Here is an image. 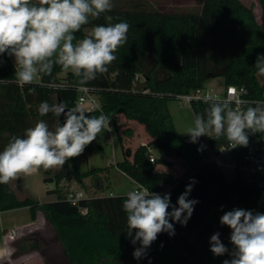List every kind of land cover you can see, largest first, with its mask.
Segmentation results:
<instances>
[{
	"label": "trees",
	"instance_id": "16d2710c",
	"mask_svg": "<svg viewBox=\"0 0 264 264\" xmlns=\"http://www.w3.org/2000/svg\"><path fill=\"white\" fill-rule=\"evenodd\" d=\"M262 19L258 21L251 5L242 0H202L198 9L159 10L143 2H130L125 7L114 4L110 13L92 20L76 33L77 39L88 35L95 25L125 20L129 24L127 43L119 48L117 59L108 71L86 86L95 91L101 110L87 112L98 116L103 112L115 124L118 114L144 126L149 137L130 149L118 135L123 158L115 164L81 171L77 159L88 156L98 146L88 145L78 157L61 168L43 170V181L54 183L46 190L55 195L40 202L31 196L19 198L11 186L0 184V212L27 207L34 221L40 212L53 230L56 244L66 264H222L224 256L210 251V237L219 232L221 241L231 250V229L220 224L224 212L234 208L264 213V202L257 204L259 190L234 166L235 175L228 180L222 169L210 158L221 154L227 146L206 136L198 143L176 130L167 102L203 88L215 77L223 85L244 87L247 96L264 100V82L257 78L254 67L258 55H264V0H258ZM0 64V151L13 135L23 136L25 129L44 119L53 127L56 118L50 113L38 115L42 101L54 104L55 94L68 107H75L77 78L69 71L55 67L51 76L23 88L15 82L14 61L7 54ZM65 72L64 77L59 74ZM57 85L53 90L49 85ZM35 88V94H29ZM179 100V99H178ZM190 108L202 114L207 108L203 100L192 101ZM131 134L130 129L125 131ZM203 148L198 151V148ZM154 152L153 161L149 154ZM182 159L188 169L175 176L160 166H169V158ZM239 162L240 156L233 155ZM116 166L132 181L152 192L171 194L173 205L191 180L189 199L199 201L186 226L174 223L175 235H158L147 250V256L134 259L132 253L139 247L127 236L126 214L122 204L126 194L83 196L77 203L67 199L61 181L71 177L80 183L86 178L96 179L99 190L105 191L102 180L108 182L111 166ZM20 177L17 181L20 183ZM171 210V209H170ZM135 231V230H134ZM39 244L30 238L18 241L17 253L39 250ZM48 263V262H47Z\"/></svg>",
	"mask_w": 264,
	"mask_h": 264
},
{
	"label": "clouds",
	"instance_id": "9594fccd",
	"mask_svg": "<svg viewBox=\"0 0 264 264\" xmlns=\"http://www.w3.org/2000/svg\"><path fill=\"white\" fill-rule=\"evenodd\" d=\"M113 7V0H0V64L4 54L13 58L15 82L22 88L42 82L57 66L70 71L80 85L89 84L117 59L119 48L127 43L130 26L119 20L93 26L82 39L75 34ZM105 19L112 21L113 17L105 15ZM254 67L264 76V55L257 56ZM28 91L35 94V88ZM203 103L207 108L195 116L184 133L190 143L206 136L224 139L227 147L234 149L247 147L250 134H264V101L242 99L233 106L229 100L206 95ZM37 111L40 117L51 113L56 118L54 126L39 119L23 136L10 138L0 151V184L41 168H61L81 155L101 133L111 131L110 119L103 112L89 115L79 107L47 101H42ZM195 183L190 181L175 205L170 193L161 195L143 186L126 193L122 204L126 233L133 245H140L132 253L134 259L145 258L159 234L174 236V223L186 226L199 203L188 198ZM220 224L231 229L233 245L229 250L219 232L210 237L213 255L230 257L222 264H264V213L234 208L224 212Z\"/></svg>",
	"mask_w": 264,
	"mask_h": 264
},
{
	"label": "rangeland",
	"instance_id": "374dc122",
	"mask_svg": "<svg viewBox=\"0 0 264 264\" xmlns=\"http://www.w3.org/2000/svg\"><path fill=\"white\" fill-rule=\"evenodd\" d=\"M245 4L251 5L258 21L262 19V11L258 0H242ZM130 2H143L153 6L159 10H190L198 9L202 0H113L116 5L125 7ZM91 31V29H86ZM13 60V58H11ZM14 61V60H13ZM60 77L65 76V72L59 74ZM259 81H264V76L257 74ZM223 88V80L221 77H215L210 80L206 89L210 93L221 91ZM172 121L176 130L180 133H185L186 129L192 125L195 118L194 112L190 106L178 99H170L167 102ZM114 124L110 120L111 134L109 131L101 133L96 140L90 145L98 146L88 156H82L77 159L78 167L81 171L95 167H104L110 163L115 164L123 157V153L119 144L118 135H121L125 141V146L130 149L134 148L141 142H146L147 136L141 125H138L122 115L118 114ZM131 130L128 135L126 129ZM155 151H153L154 153ZM210 158L223 171L225 177L231 180L235 175L234 162L227 151L221 152L217 157L210 154ZM169 166H160L161 169L172 172L175 176L182 175L188 169L185 162L175 156L169 158ZM53 169V168H52ZM43 168L30 175H20V183L17 179L10 182L19 198L31 196L38 199L40 202L49 201L46 190L54 187V183H45L43 181ZM64 181L62 187L65 191L72 189L73 191H81L83 196L87 195H105L111 191L114 195H123L135 187V183L129 180L127 176L122 174L116 166H111L109 170L108 182L102 180L105 186V191H100L99 183L96 179L86 178L83 183L78 182L74 178L69 177ZM52 199L55 195H52ZM17 211V212H16ZM19 215L20 210H7L0 212L1 218H5L12 214ZM20 216V215H19ZM0 234L6 237V254L1 258L0 264H66L60 249L56 244L53 230L48 222L45 221L43 215L39 212L37 217L32 222L22 224H8L0 227ZM30 238L39 244V250H29L25 253H17V244L19 240ZM48 262V263H47Z\"/></svg>",
	"mask_w": 264,
	"mask_h": 264
},
{
	"label": "built area",
	"instance_id": "2783aa9c",
	"mask_svg": "<svg viewBox=\"0 0 264 264\" xmlns=\"http://www.w3.org/2000/svg\"><path fill=\"white\" fill-rule=\"evenodd\" d=\"M49 86L53 90L58 87L55 84H50ZM76 91L78 94L75 100V107H79L86 112L101 110L99 96L91 87L78 85L76 86ZM206 95L219 98L220 100H229L233 103V106H236V102L242 99L249 102L255 101L247 96V92L244 87H238L235 85H223L221 91H214L212 93H210L204 86L203 88L196 89L193 92L179 95L178 99L183 103L190 105L192 101L203 100V97ZM224 150L229 152L231 155L234 162L233 166L238 165L239 171L245 175L247 180L257 186L259 190L257 204L260 205L264 202V134H250L249 144L247 147L238 146L231 149L226 146L222 149V152ZM150 152L151 154H149V158L153 161V150ZM233 155L240 156L239 162L233 158ZM140 186L143 185L135 182V187L131 190H135ZM82 197L83 193L81 191H73L72 189L67 191V199L72 203H77Z\"/></svg>",
	"mask_w": 264,
	"mask_h": 264
},
{
	"label": "crops",
	"instance_id": "0c3cea01",
	"mask_svg": "<svg viewBox=\"0 0 264 264\" xmlns=\"http://www.w3.org/2000/svg\"><path fill=\"white\" fill-rule=\"evenodd\" d=\"M213 78H211V79H209L206 83H205V87H206V85H207V83L210 81V80H212ZM223 80V79H222ZM129 120V119H128ZM129 121H132V122H134V123H136V124H138V125H141L142 126V129L144 130V126L142 125V124H140V123H138V122H136L135 120H129ZM109 133L111 134V131H109ZM132 133V132H131ZM147 139V141L149 140V137L148 136H146L145 137V140ZM141 143H145L144 141L143 142H141ZM123 158V157H122ZM120 161V160H119ZM116 163V162H115ZM116 169H118L117 167H116ZM119 170V169H118ZM120 171V170H119ZM121 172V171H120ZM122 174H124L123 172H122ZM125 176H127L126 174H124ZM128 177V176H127ZM69 178V177H68ZM68 178H65V179H63L62 181H61V184H63L64 183V181H66V183H67V179ZM129 178V177H128ZM73 179V178H72ZM129 180H131L130 178H129ZM132 181V180H131ZM132 182H134V181H132ZM135 183V182H134ZM77 191H79V190H77ZM113 194V193H112ZM52 195L53 194H48V197L50 198L49 200H52ZM12 210H20V216L19 215H17V214H12V215H8L7 217H5V218H1V220H0V227L1 226H3V225H8V224H22V223H27V222H32V220H31V218H30V214H29V210H28V208L27 207H21V208H17V209H12ZM17 212V211H16ZM7 239H6V237L5 236H2L1 234H0V261H1V258H3L4 256H5V254H6V241Z\"/></svg>",
	"mask_w": 264,
	"mask_h": 264
},
{
	"label": "water",
	"instance_id": "95a60500",
	"mask_svg": "<svg viewBox=\"0 0 264 264\" xmlns=\"http://www.w3.org/2000/svg\"><path fill=\"white\" fill-rule=\"evenodd\" d=\"M61 102H62V101H61L59 95H58V94H55L54 104H55V103H61ZM85 112H86V111H85ZM86 113H87V112H86Z\"/></svg>",
	"mask_w": 264,
	"mask_h": 264
}]
</instances>
